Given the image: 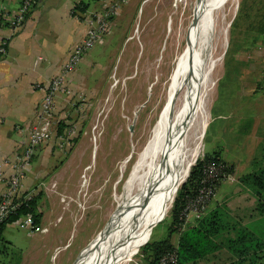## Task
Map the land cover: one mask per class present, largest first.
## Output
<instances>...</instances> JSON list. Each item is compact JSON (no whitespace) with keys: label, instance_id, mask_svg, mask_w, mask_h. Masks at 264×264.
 <instances>
[{"label":"rangeland","instance_id":"1","mask_svg":"<svg viewBox=\"0 0 264 264\" xmlns=\"http://www.w3.org/2000/svg\"><path fill=\"white\" fill-rule=\"evenodd\" d=\"M89 1L92 9L103 6L102 0ZM194 4L195 0H127L113 16L105 36L87 51L86 62L84 55L73 70L79 66L83 77H77L79 83L71 97L63 95L65 122L56 124L55 137L36 149L41 151L37 168L41 170L47 162L48 173L28 187L29 192H40L36 204L40 214L48 207L44 183L49 184L47 192L58 201L63 199L61 225L67 229L70 247L54 264L68 253L74 258L63 264H79L87 247L116 215L114 194L123 196L138 158L163 118L169 93L182 76ZM212 9L207 21L212 28L208 47L213 59L222 55L225 27L227 38L211 78L206 99L208 124L197 160L218 150L227 164L239 160L252 167L251 157L264 155V0H223L215 15ZM70 128L76 133L67 140ZM258 136H263L261 141L255 140ZM44 145L51 147L50 155ZM127 155L129 160L121 174L120 164ZM240 168L237 173L235 167V172L211 187L203 208L189 211L183 226L173 233L169 231L170 208L151 228L145 244L168 240L174 247L179 231L192 221L208 223L222 232L230 230L239 210L233 199L239 190L231 186L239 181L254 192L240 181L246 175ZM41 181L44 183L40 185ZM21 226L15 223L5 227L3 238L10 244L0 245V264H23L22 253L36 247L34 238ZM145 244L126 264H147ZM31 254L34 260L25 254L27 264H51Z\"/></svg>","mask_w":264,"mask_h":264},{"label":"crops","instance_id":"2","mask_svg":"<svg viewBox=\"0 0 264 264\" xmlns=\"http://www.w3.org/2000/svg\"><path fill=\"white\" fill-rule=\"evenodd\" d=\"M80 1L36 0L33 10L27 16L20 30L10 36L6 53L0 57V159L11 157L20 148L21 141L26 138L25 129L34 124L38 118L43 90L40 87L35 88L34 84L46 83L52 76L59 73L70 49L83 38L85 24L72 14L73 6ZM82 1L87 2V9H92L89 0ZM17 5L18 0H0V10L7 13L14 12ZM3 33L6 34L7 31L4 30ZM89 54V52L85 54L83 62H86ZM38 57H41V60H37ZM78 67L67 77L72 91L79 83V79L83 77L79 74ZM77 77H79L78 80ZM63 97V95H58L56 98L57 112L60 114L64 113L61 102ZM58 113L56 117L60 116ZM44 128L47 129V126ZM55 134H52L51 138L55 137ZM263 136H258L255 140L261 141ZM44 147L47 148V153L50 155L51 147L48 145H44ZM35 153L38 154L37 161H31L30 171L24 180V187L27 192H29L28 187L34 179L39 180L48 173L49 163L47 162L43 164L41 170L37 168L38 163L41 161V151L36 152L35 150ZM255 157L253 155L249 162L250 164L254 163L252 167L251 165L246 167V164L239 160H235L228 165L235 166L237 172V168L244 164L246 169H239L244 174L259 172L264 168V155ZM32 163H35V168H32ZM235 167H233V172H235ZM248 170L251 171L248 172ZM62 178L61 176L60 179ZM39 183L41 185L44 182ZM44 184L48 207L46 211H41L40 223L37 226L45 230L29 234L27 228L21 226L27 236L34 238L33 243L36 246L31 247L30 251H24L23 253L20 251L22 255L24 254L21 259L23 264H27L25 254L29 253L32 256L31 252L35 253L38 261L47 260L54 264L59 254L70 247L67 242V229L64 230V225H61L65 213L60 203L63 199L58 201L49 191L47 192L49 184ZM40 185L37 186V191L41 188ZM4 188V184L0 181V195ZM231 188L239 190L235 191L233 198L239 207L237 218L236 221L231 222L232 228L230 230L218 233L216 240L224 242L227 238H234L236 231H245L259 245L250 246L249 255L243 257V261L246 264H264V213L257 212V199L252 192L241 186L239 181ZM33 191L35 190L33 189ZM33 195H35V192ZM69 217L74 219L71 214ZM233 223L235 224L233 225ZM9 224L13 225V223ZM193 226H198V224L192 221L186 228ZM73 258L72 253L63 255L59 260V264H63V261L66 263V261ZM32 260H34L33 256ZM236 261L237 258L227 247L221 245L205 257L184 264H234Z\"/></svg>","mask_w":264,"mask_h":264},{"label":"bare ground","instance_id":"3","mask_svg":"<svg viewBox=\"0 0 264 264\" xmlns=\"http://www.w3.org/2000/svg\"><path fill=\"white\" fill-rule=\"evenodd\" d=\"M222 5L223 0H195L182 76L169 93L163 118L138 158L123 196L114 194L116 215L87 247L79 264H126L171 208L200 154L208 124L206 99L227 37L225 27L222 55L213 59L208 47L212 28L207 19L211 8L215 15ZM127 160L129 155L120 164L121 174Z\"/></svg>","mask_w":264,"mask_h":264},{"label":"built area","instance_id":"4","mask_svg":"<svg viewBox=\"0 0 264 264\" xmlns=\"http://www.w3.org/2000/svg\"><path fill=\"white\" fill-rule=\"evenodd\" d=\"M103 6L100 9H86L83 12L73 10L74 15L85 24V33L83 38L75 44L68 52L67 58L61 66V70L52 76L46 83H35L34 87H40L43 90V97L39 104L38 118L34 124L28 126L26 138L21 141L20 154L14 153L11 157L0 159V181L4 182V191L0 195V222L13 210L21 200L29 199L33 196L32 192H27L24 187V180L30 171L33 154L37 147L46 142L55 129V125L65 122L64 113L57 112L56 98L58 95L71 97L73 91L70 88L67 79L78 65L86 52L105 36L111 27L112 18L118 14L120 5L125 4L127 0H102ZM101 1V2H102ZM36 0H18L17 9L12 13L0 10V56L6 53L7 44L10 36L16 34L22 27L27 16L33 10ZM73 14V13H72ZM7 33L4 34L3 31ZM37 60H41L38 57ZM42 84V85H41ZM57 113L60 115L56 117ZM47 126V129L44 128ZM21 131V130H20ZM76 131L70 128L67 131L66 139L69 140L75 135ZM24 135V134H23ZM207 177L214 178L217 171L214 166H206ZM210 186L199 189L198 195L185 206V216L189 211H197L203 208L205 201L210 195ZM25 226L29 234L43 232L34 224L30 215H25L15 221ZM176 249V246L175 248ZM156 264H178L175 251L169 252L160 257Z\"/></svg>","mask_w":264,"mask_h":264},{"label":"trees","instance_id":"5","mask_svg":"<svg viewBox=\"0 0 264 264\" xmlns=\"http://www.w3.org/2000/svg\"><path fill=\"white\" fill-rule=\"evenodd\" d=\"M87 8V2L81 0L72 9L83 12ZM72 13L74 14V12ZM58 131L59 133L62 132V126L58 128ZM208 165L214 166L217 171L214 178L207 177L206 166ZM232 173L233 166L228 165L224 161L221 152L218 150L206 153L202 159L196 160L195 165L191 166L185 182L176 192L171 206V226L169 227V231L173 233L183 226L185 221V206L198 195L200 188L205 186L213 187L218 184L219 180L227 178ZM240 181L247 183L248 187L253 189V194L257 199L256 210L258 213H264V168L259 172L247 173L241 176ZM39 196L40 192L29 199L21 200L10 211L7 217L0 222V245L5 246L6 244H10L9 242H5L3 238V231L9 223H14L25 215H30L33 218L34 224L40 223L41 214L36 211ZM211 227L212 225L208 223H201V225L185 227L180 230L176 249H174L175 246L173 247L168 240H159L145 244L143 247L144 251H148L149 253L146 258L147 264H156L160 257L172 251L176 252L177 263L184 264L205 257L221 245H225L237 258L234 264H246L243 261V257L249 255L250 246L259 245L245 231H236L234 238H227L224 242H219L216 240V236L221 230H217L215 226Z\"/></svg>","mask_w":264,"mask_h":264},{"label":"water","instance_id":"6","mask_svg":"<svg viewBox=\"0 0 264 264\" xmlns=\"http://www.w3.org/2000/svg\"><path fill=\"white\" fill-rule=\"evenodd\" d=\"M184 182H185V181H184ZM184 182H183V183H184ZM183 183H182V184H183ZM182 184H181V185H182Z\"/></svg>","mask_w":264,"mask_h":264}]
</instances>
